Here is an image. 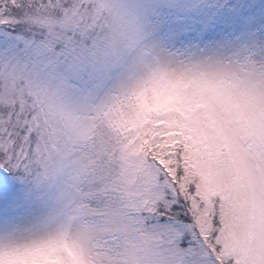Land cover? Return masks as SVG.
<instances>
[{
  "label": "snow or ice",
  "instance_id": "1",
  "mask_svg": "<svg viewBox=\"0 0 264 264\" xmlns=\"http://www.w3.org/2000/svg\"><path fill=\"white\" fill-rule=\"evenodd\" d=\"M0 0V264H264V6Z\"/></svg>",
  "mask_w": 264,
  "mask_h": 264
},
{
  "label": "rangeland",
  "instance_id": "2",
  "mask_svg": "<svg viewBox=\"0 0 264 264\" xmlns=\"http://www.w3.org/2000/svg\"><path fill=\"white\" fill-rule=\"evenodd\" d=\"M251 3L256 5V13L259 15L261 12L262 6H264V0H250Z\"/></svg>",
  "mask_w": 264,
  "mask_h": 264
}]
</instances>
